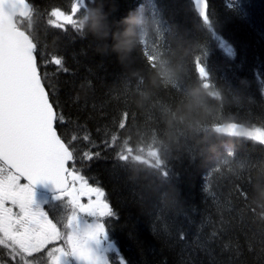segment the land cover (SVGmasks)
Segmentation results:
<instances>
[{
    "label": "trees",
    "instance_id": "1",
    "mask_svg": "<svg viewBox=\"0 0 264 264\" xmlns=\"http://www.w3.org/2000/svg\"><path fill=\"white\" fill-rule=\"evenodd\" d=\"M26 1L31 14L17 26L66 118L64 138L99 153L77 167L105 189L117 213L109 234L126 264H264V220L249 207L264 186V143L218 132L237 124L264 133V0H207V17L192 0ZM75 5L73 25L50 23L53 8ZM89 11L106 17L107 39L81 24ZM131 15L145 18L144 35L117 52L114 34ZM55 55L60 69L41 63ZM157 59L177 70L173 84L151 85ZM194 88L210 93L212 116L195 130L169 128ZM147 152L158 164L136 159Z\"/></svg>",
    "mask_w": 264,
    "mask_h": 264
},
{
    "label": "snow or ice",
    "instance_id": "2",
    "mask_svg": "<svg viewBox=\"0 0 264 264\" xmlns=\"http://www.w3.org/2000/svg\"><path fill=\"white\" fill-rule=\"evenodd\" d=\"M201 3V15L207 17V0ZM16 10V0L0 9V246L23 264L45 250L51 264H112V255L126 264L109 234L106 221L117 213L105 189L91 184L77 167L99 153L79 152L74 134L64 138L59 126L66 118L51 98L34 45L12 22ZM75 11L53 8L50 23L73 25ZM41 63L60 69L63 62L55 55ZM249 135L264 143V133ZM37 184H51L56 199L67 198L72 211L66 223L53 222L39 206L34 208Z\"/></svg>",
    "mask_w": 264,
    "mask_h": 264
},
{
    "label": "clouds",
    "instance_id": "3",
    "mask_svg": "<svg viewBox=\"0 0 264 264\" xmlns=\"http://www.w3.org/2000/svg\"><path fill=\"white\" fill-rule=\"evenodd\" d=\"M81 24L98 39H107L111 31L107 26L106 17L99 12L89 11L81 20ZM145 25V18L141 15H131L120 21L121 30L114 34V50L124 53L139 44L144 35ZM153 67L154 74L151 78L153 87L169 86L178 76L177 70L171 66L170 61L165 62L163 59H157ZM209 95L210 93L201 88L189 91L187 98L179 103L175 111L167 117L169 128L176 124H182L195 130L197 125L208 120L213 114L212 109L206 104V97ZM254 193L249 201V207L256 211L259 219L264 220V186L259 183L255 185Z\"/></svg>",
    "mask_w": 264,
    "mask_h": 264
},
{
    "label": "water",
    "instance_id": "4",
    "mask_svg": "<svg viewBox=\"0 0 264 264\" xmlns=\"http://www.w3.org/2000/svg\"><path fill=\"white\" fill-rule=\"evenodd\" d=\"M7 2H8V0H0V9H3V6ZM16 3H17V10H16L15 14L12 16V22L18 31L23 32L22 30L17 28L16 20L17 19L25 20L30 15L31 8L28 5V3L26 2V0H24L23 4L20 3V0H16ZM192 3H193L195 11L197 13L201 14V8L203 7L201 0H192ZM21 13H23V14H21ZM23 33L25 34V36H27L28 40L31 42L28 35L25 32H23ZM34 48H35V46H34ZM219 132L221 135H223L225 137H229V138H245L247 136V132L245 131L244 128H242L241 126H238V125H234V124L221 128L219 130ZM33 189L36 190L37 192H40V193H43L46 195L57 194L55 192L54 186L51 184H37V185L33 186Z\"/></svg>",
    "mask_w": 264,
    "mask_h": 264
},
{
    "label": "rangeland",
    "instance_id": "5",
    "mask_svg": "<svg viewBox=\"0 0 264 264\" xmlns=\"http://www.w3.org/2000/svg\"><path fill=\"white\" fill-rule=\"evenodd\" d=\"M74 7L76 8V10L78 9V6L77 5H75ZM51 20H52V18H51ZM64 26H68V25H64ZM221 47L225 49L223 43H221ZM252 133H255V132H252ZM136 159L138 161H142V162H145V163H148V164L157 163L158 162L155 152L154 153L153 152H147L143 156L136 155ZM44 201L46 203H48V204L49 203H51V204L54 203V206L57 207V209H55V211L56 210H59V212H58V220H56L57 222H60L61 224L63 222L64 223L67 222V218L70 217L72 209L69 206L66 197L65 198H62V199H56V198H54V199H52V201H48V199L43 198V197L41 198L40 196H37V195L34 194V205L36 203L40 205L41 203H44ZM82 226H83V222H82ZM0 247H3V246H0ZM45 253L47 254V250H45ZM115 256L116 255H112L111 257H115ZM46 264H51L50 258H49L48 261H46Z\"/></svg>",
    "mask_w": 264,
    "mask_h": 264
},
{
    "label": "flooded vegetation",
    "instance_id": "6",
    "mask_svg": "<svg viewBox=\"0 0 264 264\" xmlns=\"http://www.w3.org/2000/svg\"><path fill=\"white\" fill-rule=\"evenodd\" d=\"M35 195L40 196L41 198H46L48 199V201H52V199H54L56 197L55 196H47V195H43V194H39L37 192H34ZM39 206L42 210H44L50 217V219L53 220V222H57L56 220H58V212L55 211L54 207L52 208V205L48 206V203H46L44 201V203L39 204H35L34 208ZM2 251H5L7 254L4 255L2 253ZM37 257L35 256V254L32 257H28L26 258L28 261L31 262V264H36L38 259H36ZM4 262L6 264H23L22 261L19 260V258L17 257L15 261L12 260L9 250L4 248V247H0V264H4Z\"/></svg>",
    "mask_w": 264,
    "mask_h": 264
}]
</instances>
